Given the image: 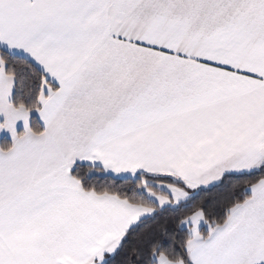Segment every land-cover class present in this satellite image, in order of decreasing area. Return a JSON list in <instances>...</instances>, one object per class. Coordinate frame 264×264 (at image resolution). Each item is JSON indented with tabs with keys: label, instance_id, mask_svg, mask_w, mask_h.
Returning a JSON list of instances; mask_svg holds the SVG:
<instances>
[{
	"label": "snow or ice",
	"instance_id": "1",
	"mask_svg": "<svg viewBox=\"0 0 264 264\" xmlns=\"http://www.w3.org/2000/svg\"><path fill=\"white\" fill-rule=\"evenodd\" d=\"M0 264H264V0H0Z\"/></svg>",
	"mask_w": 264,
	"mask_h": 264
}]
</instances>
